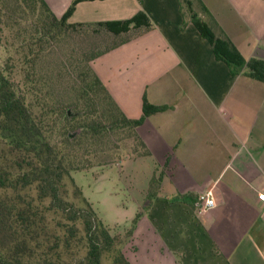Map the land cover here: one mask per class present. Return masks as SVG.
I'll return each instance as SVG.
<instances>
[{"label":"crops","instance_id":"obj_1","mask_svg":"<svg viewBox=\"0 0 264 264\" xmlns=\"http://www.w3.org/2000/svg\"><path fill=\"white\" fill-rule=\"evenodd\" d=\"M47 1L61 16L72 0ZM194 7L246 59L264 58V0ZM139 10L152 25L109 31L127 39L91 61L128 116L143 115L145 98L167 105L137 126L151 153L132 158L148 176L132 198L142 214L124 251L132 264H264V81L218 58L180 0H81L68 20H120ZM154 176L159 187L150 194ZM204 190L216 204L200 212Z\"/></svg>","mask_w":264,"mask_h":264},{"label":"trees","instance_id":"obj_2","mask_svg":"<svg viewBox=\"0 0 264 264\" xmlns=\"http://www.w3.org/2000/svg\"><path fill=\"white\" fill-rule=\"evenodd\" d=\"M79 1L72 0L61 16L47 0H0V4L37 17L30 35L35 33L28 36L30 42L36 38L35 43L44 36L59 37L86 25L94 31L105 29L114 34L132 27L148 28L152 25L143 10L120 20L71 22L68 17ZM180 2L184 13H188L200 33L210 41L218 58L245 66L246 74L264 81V58L253 56L246 59L225 33H218L195 9L194 0ZM203 9L209 11L204 4ZM185 24L186 21L182 25ZM126 39L92 50L86 56L82 97L100 101L109 124L129 126L138 142L134 151L145 155L151 151L137 126L148 114L167 105L152 104L145 98L143 115L128 116L91 64L97 55ZM9 64L11 60L0 62V264H106L107 253L112 255L111 264H132L123 245L132 235L142 210L137 211L131 226L112 233L75 182L71 173L75 165L66 157L69 145L80 143L96 132L101 133L105 119L101 114L97 117L83 115L84 109L73 108L70 106L73 103H69L58 112L63 135L60 141H54L52 133L9 71L13 67ZM79 127H82L81 131L77 129ZM70 184L76 188L79 199L70 198ZM157 187L159 178L154 176L150 194H155Z\"/></svg>","mask_w":264,"mask_h":264},{"label":"rangeland","instance_id":"obj_3","mask_svg":"<svg viewBox=\"0 0 264 264\" xmlns=\"http://www.w3.org/2000/svg\"><path fill=\"white\" fill-rule=\"evenodd\" d=\"M35 20L37 17L28 12L0 4V62L11 60L9 65L13 67L9 71L52 133L54 141H60L63 135L58 112L69 103H73L70 105L73 108L84 109L83 115L97 117L101 114L105 119L101 133L96 132L80 143L69 145L66 157L75 165L71 173L82 193L111 232H120L132 225L136 212L132 198L141 196L140 189L147 179L148 168L144 163L132 164V158L141 156L135 152L138 142L132 129L117 123L109 124V118L103 114L104 105L94 98L82 97V77L87 72L85 61L90 51L110 46L123 36L113 35L105 29L94 31L86 25L59 37L44 36L35 43L36 38L32 42L28 40ZM77 129L81 131L82 127ZM68 191L71 199H79L71 184ZM140 201L139 208H144V198ZM123 246L131 252L132 236ZM107 254L105 262L111 264L112 255ZM130 256L132 258V254Z\"/></svg>","mask_w":264,"mask_h":264},{"label":"built area","instance_id":"obj_4","mask_svg":"<svg viewBox=\"0 0 264 264\" xmlns=\"http://www.w3.org/2000/svg\"><path fill=\"white\" fill-rule=\"evenodd\" d=\"M258 195L264 204V191H260L258 193ZM198 199H199V203H200V205H199V211L200 212L206 211L207 209L213 207L216 204L215 197H214L211 190L201 191L199 193Z\"/></svg>","mask_w":264,"mask_h":264}]
</instances>
